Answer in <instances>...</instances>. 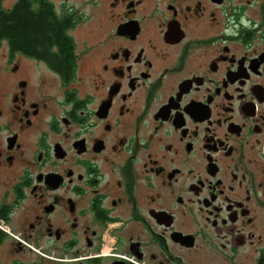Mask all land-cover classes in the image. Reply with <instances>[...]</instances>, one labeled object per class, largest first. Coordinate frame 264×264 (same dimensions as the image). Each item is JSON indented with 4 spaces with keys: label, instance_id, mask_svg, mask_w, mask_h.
I'll return each instance as SVG.
<instances>
[{
    "label": "flooded vegetation",
    "instance_id": "flooded-vegetation-1",
    "mask_svg": "<svg viewBox=\"0 0 264 264\" xmlns=\"http://www.w3.org/2000/svg\"><path fill=\"white\" fill-rule=\"evenodd\" d=\"M20 3L0 264H264V0Z\"/></svg>",
    "mask_w": 264,
    "mask_h": 264
},
{
    "label": "trees",
    "instance_id": "trees-1",
    "mask_svg": "<svg viewBox=\"0 0 264 264\" xmlns=\"http://www.w3.org/2000/svg\"><path fill=\"white\" fill-rule=\"evenodd\" d=\"M37 16L22 3L8 16L0 9V38L8 33L16 44H36L39 40L37 30L48 28L43 26L44 16Z\"/></svg>",
    "mask_w": 264,
    "mask_h": 264
}]
</instances>
